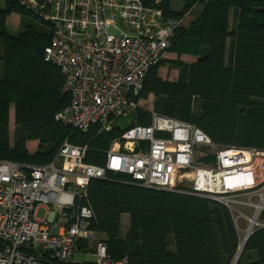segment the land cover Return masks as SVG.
<instances>
[{
	"label": "trees",
	"instance_id": "1",
	"mask_svg": "<svg viewBox=\"0 0 264 264\" xmlns=\"http://www.w3.org/2000/svg\"><path fill=\"white\" fill-rule=\"evenodd\" d=\"M156 1L143 3L152 6ZM158 4L164 18L175 20L183 19L197 4L202 8L189 24L175 30L167 52L176 57H164L147 72L140 99L153 96L154 112L196 124L218 145L264 149V0H160ZM14 13L25 26L15 33L7 26ZM233 14L236 22L231 26ZM36 18L17 0H0V159L49 164L68 140L88 147L86 162L104 165L120 134L117 127L150 125L152 111L139 105L118 117L109 132L98 124L87 131L73 129L58 120L57 113L69 104L71 95L64 91L61 68L45 59L52 26L49 22L42 26ZM163 66L176 67L178 78L161 76ZM30 140L38 141L34 152L27 147ZM130 179L109 171L103 179H92L77 198L78 207L92 210L90 228L106 243L113 259L127 257L131 264H233L241 238L228 207L192 193L127 182ZM124 214L129 215V226L122 234ZM236 264H264V227L250 234Z\"/></svg>",
	"mask_w": 264,
	"mask_h": 264
},
{
	"label": "built area",
	"instance_id": "2",
	"mask_svg": "<svg viewBox=\"0 0 264 264\" xmlns=\"http://www.w3.org/2000/svg\"><path fill=\"white\" fill-rule=\"evenodd\" d=\"M17 1L51 24L45 59L61 68L71 95L56 118L82 131L93 124L113 131L118 117L140 105L147 72L184 19L164 18L160 0ZM151 111L150 125L117 127L104 165L86 162L88 147L68 140L49 164L0 159V264H68L81 253L93 256L90 264H131L110 256L90 228L92 210L76 205L89 182L109 171L140 186L218 201L239 232L247 222L246 236L264 227V149L218 145L196 124Z\"/></svg>",
	"mask_w": 264,
	"mask_h": 264
},
{
	"label": "rangeland",
	"instance_id": "3",
	"mask_svg": "<svg viewBox=\"0 0 264 264\" xmlns=\"http://www.w3.org/2000/svg\"><path fill=\"white\" fill-rule=\"evenodd\" d=\"M201 8H202V4H197V5H195L187 14H186V16L184 17V19H183V21H182V25H187V24H189L194 18H195V16H197L198 15V13L200 12V10H201ZM176 9H180V7L178 6V7H176ZM21 19V22H22V18H20ZM36 20V22L38 23V24H41L42 26H46V24H45V22H43L42 20H40V19H35ZM231 22H232V25L231 26H234V24H235V22H236V19H235V16H234V14L232 15V18H231ZM10 24H11V27H10V29H12V28H17V26H18V20H16L15 18H12L11 19V21H10ZM25 27V26H24ZM23 27V28H24ZM20 28H22V26H21V23L19 24V28L16 30V32L20 29ZM22 28V29H23ZM21 29V30H22ZM176 56L174 55V54H172L171 52H167L166 53V55H165V59H173V58H175ZM183 59L185 60V61H191L192 60V58H190L189 56H183ZM176 67H173V66H167L165 69H163V74L166 76V77H168V78H172L173 76H174V69H175ZM153 99H154V97L153 96H151V97H149L148 99H142V101H141V103H140V105L142 106V107H144V108H146V107H152L153 106ZM13 112H14V110L12 111V116H11V118H10V129H11V136H12V138L14 137V132H15V121H14V114H13ZM246 213L247 214H250V211L249 210H246ZM37 216L39 217V218H43L44 216H45V209H40L39 211H38V214H37ZM56 216H57V214L54 212V211H52V213L50 214V216H49V220L51 221V222H54L55 220H56ZM128 226H129V215L128 214H124L123 216H122V234H124L125 233V231L128 229ZM246 226H247V222L246 221H241V223L239 224V228L241 229L240 230V238H241V241H243L244 240V238H245V232H244V229L246 228ZM241 244H242V242H241ZM242 251H243V249H242ZM239 252V251H238ZM85 255V256H84ZM237 255H239L238 253H237ZM237 255H236V257H237ZM87 257V258H93V256L91 255V254H85V253H81V254H76L75 256H74V260L75 261H80V260H82V258H84V257ZM236 257L234 258V260H236ZM234 262V261H233Z\"/></svg>",
	"mask_w": 264,
	"mask_h": 264
},
{
	"label": "crops",
	"instance_id": "4",
	"mask_svg": "<svg viewBox=\"0 0 264 264\" xmlns=\"http://www.w3.org/2000/svg\"><path fill=\"white\" fill-rule=\"evenodd\" d=\"M12 18H15L16 20H18V26H17V28H12V29H10V27H11V24H10V21H11V19ZM21 16L19 15V14H16V13H14V14H12V15H10L9 17H8V20H7V26H8V28H9V30L11 31V32H13V33H15L16 32V30L19 28V24L21 23ZM232 18V17H231ZM230 24L232 25V22H231V19H230ZM190 57V56H189ZM191 58V57H190ZM167 66H163V67H161L160 68V74H161V76H163L164 78H166V79H169V80H172V81H175L177 78H178V75H179V71H178V69L177 68H175L174 69V76L172 77V78H168V77H166L164 74H163V69H165ZM151 97V96H150ZM154 100V99H153ZM146 108H148V107H146ZM151 108H153V106L151 107H149L148 109H150L151 110ZM14 110V106H11V110H10V118H11V116H12V111ZM13 114H14V112H13ZM27 147H28V149L31 151V152H34L36 149H37V147H38V141L37 140H30V141H28L27 142ZM85 256V255H84ZM83 256V257H84ZM85 260H93V258H87V257H84V258H82V260H80V261H76V262H82V261H85Z\"/></svg>",
	"mask_w": 264,
	"mask_h": 264
},
{
	"label": "water",
	"instance_id": "5",
	"mask_svg": "<svg viewBox=\"0 0 264 264\" xmlns=\"http://www.w3.org/2000/svg\"><path fill=\"white\" fill-rule=\"evenodd\" d=\"M141 186H142V185H141ZM144 187H145V186H144ZM147 188H149V187H147ZM249 236H250V235L245 236V238H244V240H243V245H242L243 247H244L246 241L248 240ZM241 253H242V250H241ZM241 253H240V255H241ZM240 255H239V257H240ZM239 257H238L236 260H234L233 264H236V263H237ZM45 262H46V263H49L48 261H45ZM51 264H53V263H51Z\"/></svg>",
	"mask_w": 264,
	"mask_h": 264
},
{
	"label": "bare ground",
	"instance_id": "6",
	"mask_svg": "<svg viewBox=\"0 0 264 264\" xmlns=\"http://www.w3.org/2000/svg\"><path fill=\"white\" fill-rule=\"evenodd\" d=\"M242 242V244H240L241 246H240V248L238 249L239 250V252H237L239 255H240V253H241V250L243 249V241H241ZM239 255H237V257H236V259L239 257Z\"/></svg>",
	"mask_w": 264,
	"mask_h": 264
}]
</instances>
